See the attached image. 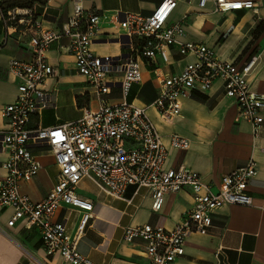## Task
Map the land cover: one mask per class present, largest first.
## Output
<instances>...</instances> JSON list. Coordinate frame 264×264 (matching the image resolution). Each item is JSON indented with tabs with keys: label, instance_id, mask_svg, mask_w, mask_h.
Masks as SVG:
<instances>
[{
	"label": "built area",
	"instance_id": "1",
	"mask_svg": "<svg viewBox=\"0 0 264 264\" xmlns=\"http://www.w3.org/2000/svg\"><path fill=\"white\" fill-rule=\"evenodd\" d=\"M88 0H72L73 11L58 29L43 28L33 8H0L7 28L31 24L35 33L29 41L31 57L13 58L10 69L19 80L17 98L1 110L7 122L0 129V152L4 175L0 177V212L12 210L6 222L13 227L23 222L27 229L35 228L41 235L42 246L48 255L59 254L71 264H102L79 251V242L88 222L93 217V202L78 193V185L89 179L103 193L123 199L129 186L145 188L152 195V210L162 209L168 193L190 189L193 208L174 228L143 224L127 226L123 239L145 244L148 264H174L184 256L187 237L193 233L207 234L212 227V214L226 205L251 206L248 186L257 174V163L249 159L237 170L222 177V187L215 192L194 170L181 166L165 167L168 148L159 129L148 114L154 107L166 122L181 116L182 99L193 91H208L216 80L224 84L225 96L238 107V119L252 124L254 134L264 121V94L252 89L250 76L261 61L259 55L243 65L221 59L216 51L201 43H179L184 32V19L169 23L176 0H162L149 16L126 12L125 24L128 52L118 56H100L92 45L100 30L102 15L87 8ZM209 3L213 11L253 9L252 0H198V8ZM187 17V16H185ZM67 38L68 51L73 54L76 67L85 76L97 97L99 106L87 110L77 121L51 127H31L32 116L40 110L54 106V95L45 89L46 81L55 74L48 62L51 44ZM178 44L179 52L192 56L193 61L177 73H165L158 66V57L169 47ZM153 67L158 95L150 106H138L124 100L111 104L112 80L120 74L122 96L125 99L132 86L142 79V66ZM188 138L173 133L170 146L187 150ZM41 151L51 155L59 168L57 182L41 201H33L20 190L21 184L33 180L42 168L35 154ZM65 208L80 214L76 233L67 228L66 221L56 218ZM0 232L7 234L0 225Z\"/></svg>",
	"mask_w": 264,
	"mask_h": 264
},
{
	"label": "crops",
	"instance_id": "2",
	"mask_svg": "<svg viewBox=\"0 0 264 264\" xmlns=\"http://www.w3.org/2000/svg\"><path fill=\"white\" fill-rule=\"evenodd\" d=\"M162 0H88L85 5L102 15L100 30L92 45L100 56H118L128 52L125 24L126 12L149 16ZM169 23L184 18V32L179 43L193 42L213 48L217 55L238 65L259 55L261 61L250 76L252 89L264 94V0H252L256 10L242 9L218 13L209 3L198 8V0H176ZM0 0V8H2ZM19 8V7H18ZM33 8L43 28L58 29L73 11L72 0H45L35 2ZM187 16V17H185ZM35 33L31 24L7 28L0 12V129L7 126L1 110L18 95L19 80L10 69L13 58L29 59V41ZM68 39L54 41L48 52V62L55 74L46 81L45 89L54 95V106L32 116L31 127H51L74 122L87 110L99 106L89 80L80 74L73 54L68 49ZM192 56L179 52L178 44L169 47L158 57V66L165 73H177L193 61ZM153 67L142 66V79L136 96L124 99L120 74L114 77L107 97L111 104L126 100L138 106H150L158 95ZM148 114L156 124L168 148L165 167H188L202 177L215 192L222 187V177L244 166L251 158L257 163V174L249 183L251 206L226 205L212 214L213 224L207 234L193 233L187 237L184 256L174 264H264V121L259 133L254 134L252 124L238 119L236 103L225 96L224 84L216 80L208 91H193L182 99L181 116L172 122L164 121L154 107ZM264 114V112H263ZM178 133L191 142L187 150L170 146V135ZM42 168L30 182L21 184L20 190L33 201H41L57 182L59 168L51 155L35 151ZM0 152V177L4 175ZM78 193L89 198L94 205L93 217L87 224L79 242V251L91 260L102 264H148L145 244L137 239L126 242L123 231L127 226L151 224L171 229L182 222L194 205L190 189L168 193L160 211L152 210L149 190L129 186L123 199L103 193L89 179L78 185ZM12 210L0 212V264H71L59 254L48 255L42 246L37 229H27L23 222L7 227ZM56 218L66 221L71 234H75L80 220L77 211L62 208Z\"/></svg>",
	"mask_w": 264,
	"mask_h": 264
},
{
	"label": "rangeland",
	"instance_id": "3",
	"mask_svg": "<svg viewBox=\"0 0 264 264\" xmlns=\"http://www.w3.org/2000/svg\"><path fill=\"white\" fill-rule=\"evenodd\" d=\"M30 1H32V0H2L1 4L5 10H8V9L14 8V7L20 8L21 6H24V7L33 6L34 3L32 5H30V3H31ZM37 1H42V0H37ZM43 1H45V0H43ZM135 84H138V83H135ZM135 84L132 86L131 91L127 97L129 101H131L132 98L134 96H136L138 86Z\"/></svg>",
	"mask_w": 264,
	"mask_h": 264
},
{
	"label": "trees",
	"instance_id": "4",
	"mask_svg": "<svg viewBox=\"0 0 264 264\" xmlns=\"http://www.w3.org/2000/svg\"><path fill=\"white\" fill-rule=\"evenodd\" d=\"M30 2H31L30 5H32V4L35 3V2L44 3L43 0H42V1L32 0V1H30ZM1 7H2V6H1ZM21 7H24V6H21ZM2 9H4V8L2 7Z\"/></svg>",
	"mask_w": 264,
	"mask_h": 264
}]
</instances>
